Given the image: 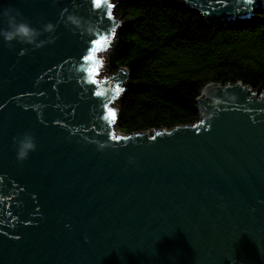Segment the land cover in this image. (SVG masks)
<instances>
[{"label": "water", "instance_id": "95a60500", "mask_svg": "<svg viewBox=\"0 0 264 264\" xmlns=\"http://www.w3.org/2000/svg\"><path fill=\"white\" fill-rule=\"evenodd\" d=\"M182 1L207 22L264 13ZM7 8L40 34L0 36V264H264V91L208 83L196 122L123 133L127 70L102 76L116 4L0 0L4 29ZM24 133L36 148L19 161Z\"/></svg>", "mask_w": 264, "mask_h": 264}, {"label": "trees", "instance_id": "16d2710c", "mask_svg": "<svg viewBox=\"0 0 264 264\" xmlns=\"http://www.w3.org/2000/svg\"><path fill=\"white\" fill-rule=\"evenodd\" d=\"M121 17L104 55L111 73L127 70L119 131L131 133L200 118L196 98L208 83L241 81L264 91V13L207 22L182 0H119Z\"/></svg>", "mask_w": 264, "mask_h": 264}, {"label": "clouds", "instance_id": "9594fccd", "mask_svg": "<svg viewBox=\"0 0 264 264\" xmlns=\"http://www.w3.org/2000/svg\"><path fill=\"white\" fill-rule=\"evenodd\" d=\"M21 13L18 11L7 8L3 11V16L6 17L7 28H0V36L3 37L8 47H12L11 42L16 40L20 43H33L37 36L40 34L35 28H33L26 20L17 19ZM53 25L51 23L45 26V31H52ZM22 54V53H21ZM14 142L17 145L16 153L17 159L23 161L27 158L30 151H34L36 148L34 138L28 134H22L18 140L14 138Z\"/></svg>", "mask_w": 264, "mask_h": 264}, {"label": "snow or ice", "instance_id": "6c2138e0", "mask_svg": "<svg viewBox=\"0 0 264 264\" xmlns=\"http://www.w3.org/2000/svg\"><path fill=\"white\" fill-rule=\"evenodd\" d=\"M97 3H99V0H97ZM110 14V13H109ZM108 37H102L100 40L94 41L93 46H92V50L89 54V56L86 57L87 60H93L94 59V55L97 51H100L102 48H106L107 44H108ZM109 117L113 118L115 117V114L113 112H109ZM117 139H119L117 137Z\"/></svg>", "mask_w": 264, "mask_h": 264}, {"label": "rangeland", "instance_id": "374dc122", "mask_svg": "<svg viewBox=\"0 0 264 264\" xmlns=\"http://www.w3.org/2000/svg\"><path fill=\"white\" fill-rule=\"evenodd\" d=\"M116 1H117V3L119 2V0H111V2L113 3V4H116ZM115 12H116V10H115ZM118 17V16H117ZM118 18H120V17H118ZM120 20H121V18H120ZM117 33V32H116ZM116 35V34H115ZM107 55L105 56V64H104V66H103V68H102V76H105V75H109V74H112L110 71H109V68H108V64H107ZM123 92V91H122ZM121 92V96L123 95V93ZM117 108L119 109V100L117 101ZM116 125H117V129H118V131H119V128H118V124H117V122H116Z\"/></svg>", "mask_w": 264, "mask_h": 264}]
</instances>
